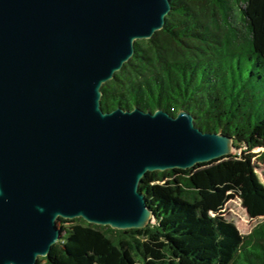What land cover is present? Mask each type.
<instances>
[{"label":"water","instance_id":"95a60500","mask_svg":"<svg viewBox=\"0 0 264 264\" xmlns=\"http://www.w3.org/2000/svg\"><path fill=\"white\" fill-rule=\"evenodd\" d=\"M170 10V0H0V264H39L62 237L58 218L144 228L147 172L233 152L231 135L185 109L102 108L103 84Z\"/></svg>","mask_w":264,"mask_h":264},{"label":"trees","instance_id":"16d2710c","mask_svg":"<svg viewBox=\"0 0 264 264\" xmlns=\"http://www.w3.org/2000/svg\"><path fill=\"white\" fill-rule=\"evenodd\" d=\"M161 30L102 86V108L172 115L233 137V152L188 169L147 172L154 222L127 230L58 218L61 239L39 264H264V0H170ZM238 198L249 234L225 216Z\"/></svg>","mask_w":264,"mask_h":264},{"label":"rangeland","instance_id":"374dc122","mask_svg":"<svg viewBox=\"0 0 264 264\" xmlns=\"http://www.w3.org/2000/svg\"><path fill=\"white\" fill-rule=\"evenodd\" d=\"M254 152L260 154L264 152V147H257L254 149ZM258 164L261 167L260 170L261 171L264 170V162L259 161ZM224 211L227 219L233 221L237 225L241 233L244 235L249 234L251 230L263 220V218H251L248 215L245 207L242 205L241 200L238 198L229 200L225 204ZM61 224L62 223L59 220H57L58 227Z\"/></svg>","mask_w":264,"mask_h":264}]
</instances>
